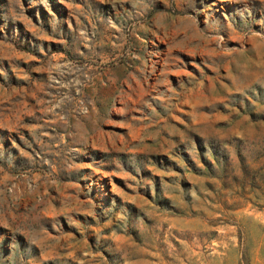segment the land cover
<instances>
[{
  "label": "rangeland",
  "instance_id": "374dc122",
  "mask_svg": "<svg viewBox=\"0 0 264 264\" xmlns=\"http://www.w3.org/2000/svg\"><path fill=\"white\" fill-rule=\"evenodd\" d=\"M0 264H264V0H0Z\"/></svg>",
  "mask_w": 264,
  "mask_h": 264
}]
</instances>
